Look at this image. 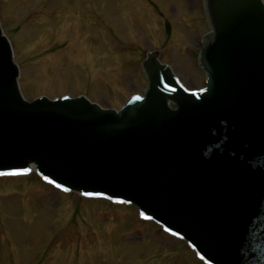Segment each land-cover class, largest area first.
Segmentation results:
<instances>
[{
  "label": "water",
  "instance_id": "95a60500",
  "mask_svg": "<svg viewBox=\"0 0 264 264\" xmlns=\"http://www.w3.org/2000/svg\"><path fill=\"white\" fill-rule=\"evenodd\" d=\"M203 5L204 89L186 91L151 54L143 97L119 112L82 97L25 101L0 28V176L33 169L63 192L135 206L204 264H264V4Z\"/></svg>",
  "mask_w": 264,
  "mask_h": 264
},
{
  "label": "rangeland",
  "instance_id": "374dc122",
  "mask_svg": "<svg viewBox=\"0 0 264 264\" xmlns=\"http://www.w3.org/2000/svg\"><path fill=\"white\" fill-rule=\"evenodd\" d=\"M0 27L27 102L85 97L118 111L145 91L141 65L151 51L187 90L204 86L201 0H0ZM0 264L201 263L136 214L32 173L0 178Z\"/></svg>",
  "mask_w": 264,
  "mask_h": 264
}]
</instances>
